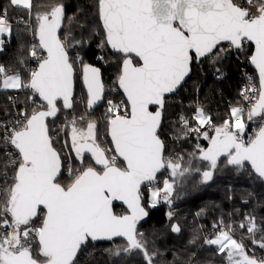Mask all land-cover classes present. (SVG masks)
I'll return each mask as SVG.
<instances>
[{
    "label": "snow or ice",
    "instance_id": "snow-or-ice-1",
    "mask_svg": "<svg viewBox=\"0 0 264 264\" xmlns=\"http://www.w3.org/2000/svg\"><path fill=\"white\" fill-rule=\"evenodd\" d=\"M9 4L26 10L31 7L30 0H9ZM248 4L249 8L235 0H95L102 46L123 57L118 86L126 101L107 102L106 119L115 156L106 155L96 143L95 121L87 123V131L76 127L75 120L71 122V148L76 157L82 161L84 153H91L95 165L101 167L79 170L69 186L59 182L61 157L49 135L46 118L57 115L58 101L63 108H72L75 61L69 49L73 42L83 41L75 40L70 30L63 36L58 34L65 19L62 2L36 16L34 27L29 26L38 38L30 48L36 67L29 68L21 60L28 78L19 72L9 74L0 65V87L29 90L44 102L39 106L42 110L24 111L10 125L0 126L10 158L2 166L3 175L8 177L9 167L14 171L11 186L0 194V264H76L79 251L89 239L114 238L125 240L117 255L139 252L144 264H154L157 253L149 252L138 227L149 215L142 185H153L163 169H169L172 176L188 171L177 160L163 155L158 129L166 94L174 93L182 84L193 61L208 59L215 64L227 51L241 50L251 42L255 52L250 62L258 70L259 88L250 83L240 95L249 105V121L264 117V0H248ZM251 7L256 11H250ZM7 12V8L0 11V51L3 37L12 32ZM222 42L229 48L221 47ZM83 82L91 108L103 99L101 69L83 64ZM195 112L196 128L180 116L183 129L177 131H183L186 138L192 131L201 135L202 125L212 127L214 136L202 133L210 144L197 149L200 159L212 170L218 168L221 157L226 166L244 169L248 165L250 175L264 182V125L245 142L244 108L231 107L230 118L221 126L212 125L202 108ZM7 146L15 152H7ZM119 158L122 167L118 166ZM212 175L211 170L203 171V180H210ZM172 190L167 178L163 189L153 187L149 207H156L161 200L170 203ZM115 201L126 205L123 214L114 212ZM222 223L213 225L217 234L205 238V244L216 246L218 253L227 250L228 264H264V259L249 256L244 242L234 238L232 227L224 230ZM240 228L250 234L254 246L264 249V236L256 238L258 231L264 232V224H257L254 215H246ZM171 231L178 233L180 228L172 225ZM34 244L42 260L35 258Z\"/></svg>",
    "mask_w": 264,
    "mask_h": 264
},
{
    "label": "trees",
    "instance_id": "trees-1",
    "mask_svg": "<svg viewBox=\"0 0 264 264\" xmlns=\"http://www.w3.org/2000/svg\"><path fill=\"white\" fill-rule=\"evenodd\" d=\"M61 2L65 6V19L62 22L59 35L63 36V27L65 23L69 22V18L78 19V23L84 25L83 28H78L84 34H86L90 29L93 30L96 26L99 34H94L90 37L88 43L85 44L83 64H90L99 67L102 71L104 83L111 80L114 69L117 68L119 71V67L121 68L120 61L123 57L121 55L113 54L107 46H102L103 33L99 27V21L96 15L95 0H31V7L27 10L20 7L10 6L9 0H0V11L5 8L8 9L7 17L12 26V32L9 39H4L5 43L3 51H0V65L5 66L8 69L9 74L19 72L22 74L24 79L28 78V71H26L25 67L21 64V60H23L25 64H27V60L30 65L33 63L30 58V48L33 44H36L37 38L34 36L28 25H32L34 27L36 22L35 18L38 14L49 12L52 7ZM235 2L245 8L250 7L245 0H235ZM31 38H33V40H31ZM99 45L102 46V51L97 49ZM221 47L227 49L229 46L222 45ZM241 50H244L247 54H251L252 47L248 44L247 47H244ZM239 52L240 50L238 51L236 49H233V51H227L223 58L215 64L210 62L208 59L199 63L194 62L192 65L191 76L183 87L176 95L169 98L170 102H167L168 98L165 99L166 102L163 110V120L159 131V136L165 147V158L172 154L175 156L173 160H177V162L181 165L184 160L187 162L189 161L186 150L191 145V142L193 141L191 137L194 136L196 132L192 131L191 134L185 138L183 131H177L178 129H183V125L179 122L178 118L180 116H184L189 120V126H195L196 128L197 124L194 120V113L197 108L193 107L196 101V95L198 96V103L200 101L203 111H205L204 109H207L205 114L210 116L211 123L215 126H221L226 120L227 115L230 114L226 106L239 103L238 94L240 67L242 64L240 56L236 58V55ZM113 56H115V58L120 57V61L118 63H116V61L110 62V60L107 62L106 58ZM101 57H103V59H101ZM212 67H214L217 72H214ZM219 73H222L221 77ZM113 83L114 81L112 80L111 84L115 87ZM14 93H17L18 95V105L24 106L25 111L31 113L33 110H42L40 107L36 106V104L40 106L42 103L38 97L33 96L29 90L2 92L0 93V125L11 120L13 106L10 103V98ZM75 107V95L71 110L67 111L64 110L61 105L60 107L58 106L59 113L57 118L48 123L49 135L52 141L54 135L50 130V125L59 122L61 114H71ZM99 108L94 110L92 113L100 111ZM209 127L210 126L201 128V130L208 129ZM177 141L179 144H176ZM206 145L207 144L204 142L203 146L206 147ZM6 160L8 159L5 158L3 153L0 151V192H4L6 188L11 186L12 176L14 175V171L11 167H9L8 170V177L5 178L3 175L2 166ZM192 161L193 160L186 163L188 164L186 167L194 168L195 162L197 161ZM202 162L206 163L204 161ZM182 167L186 168L185 166ZM63 170L64 167L62 169V176ZM161 173L156 177V181L161 180ZM201 173L203 172L201 171L198 175ZM62 176L60 179L63 178ZM209 182L210 180L206 183L204 182V184L208 185ZM230 182L231 180L228 181V183ZM148 186L149 185H145L142 188V194L144 196V206L149 212V215L139 224L138 227L139 231L144 234V239L147 242L149 252L157 253L154 264H187V261L190 258L189 255L192 254H194V263L225 264L226 252L218 253L215 247L205 243L201 244V229L198 228L197 224L194 225V223H191L190 221L185 223L182 222L185 219L182 215L183 211L176 212L175 219L171 220L167 217V209L165 205L160 206L158 203L156 207H149L148 195L150 190H146ZM151 186L155 188L159 187L155 186V182ZM207 188L209 187H206L205 189ZM242 199L243 200H241V198H232L229 201L227 196L222 194L220 200V204H222V206L217 209L215 208L216 212L209 213V217L211 219L207 220L208 225L212 223H219L221 221L226 225L242 222V212L241 210L237 211V207L242 206L249 211V196H245ZM203 202L204 201L201 198H199V200L188 198L187 207L190 209L191 207L200 206ZM263 207L264 205L256 210L255 214L258 213L257 215L254 214L256 216L257 224H264ZM124 211L125 210L119 206L114 207V212L117 214H122ZM173 224H177L180 228V233L178 235H175L171 231V226ZM236 234L247 236L249 247L253 248L257 253L260 252L258 251L261 250L259 246L252 247L250 234L246 232V229L241 230V228L237 225ZM261 236H264V232L258 231L256 233V238L259 239ZM150 238H152V241L148 240ZM119 243L122 244V247L125 245L124 241ZM111 244L112 243L93 244L91 249H86L87 257L82 259L79 264H144L143 257L139 252H133L131 255L121 252L119 255L115 256V249L111 248ZM199 245L202 246V250L194 253L195 249L197 246L199 247ZM84 248L82 247L81 250Z\"/></svg>",
    "mask_w": 264,
    "mask_h": 264
},
{
    "label": "rangeland",
    "instance_id": "rangeland-1",
    "mask_svg": "<svg viewBox=\"0 0 264 264\" xmlns=\"http://www.w3.org/2000/svg\"><path fill=\"white\" fill-rule=\"evenodd\" d=\"M245 2L248 3V0H245ZM255 2L256 0H254V3ZM250 10L252 12L256 11L254 7H251ZM78 22H79L78 19L71 18L69 19L68 23L64 24V27H63V30H64L63 34L70 30L75 40L83 41V43H79V44H76L73 42V46L69 49V55L75 61L74 69L76 72L75 74L76 75L75 76L76 77L75 79L76 107L71 114H68V115L61 114V118L59 122L50 125V130L52 134L54 135L53 137L54 145H55L56 150L60 153L59 155H61L63 167H64L63 176H62L63 178L59 180L62 186H69L76 178L77 172L81 169L85 170L87 167L92 166L96 168L97 170H100V167L95 165V162L91 156L84 154V158L82 161L78 157H76L74 150H72L71 148V127L73 126L71 122L75 120L76 127L81 128L84 131H87V123L89 121H95L96 123V129H95L96 143H98L102 149L106 150V152L110 149L113 150L111 146V142L108 138V121L106 119V114L108 110L107 102L111 100L113 101V103L119 104L122 101H124L120 91L117 88L118 75L121 69L119 67V71L117 68L114 69L112 79L104 83V86L107 91H106V95L103 100L104 102L102 106L99 108L100 111L94 112L91 115L86 113L87 95L82 85V67H83V61H84L83 57H84L85 46H86L85 44L88 43L90 37H92L94 34L96 35L99 33L96 29V26L95 28H93V30L90 29L86 34L82 33L81 30L78 28H83L84 25L79 24ZM97 49L99 51L103 50L101 45H99ZM77 57H79V59H77ZM119 58H115V56H113V57H107L106 60L107 62L110 60V62L116 61V63H118L120 61ZM81 60H82V63H81ZM32 64L30 65L29 61L27 60L26 65L29 68L33 67L34 64L33 65ZM120 64H122V58H121ZM27 75H29L28 72H27ZM112 80L114 81L113 85L116 88L112 86L111 84ZM14 91H18V90H13V89L5 90L2 87H0V93L14 92ZM197 99H198V96L196 95V101ZM196 101L193 107L194 108L201 107L203 109V107L200 104V101L199 103L198 101L197 102ZM36 106L39 107L38 104H36ZM204 110L207 111V109H204ZM205 111L204 113H206ZM206 115L210 117L208 114ZM195 116H196V112L194 113V120L196 124H198V121L195 119ZM246 119L247 117L245 118V122H246ZM207 126L209 125L205 124L200 127L205 128ZM191 128L195 129V126ZM251 128H252V120L249 121V132ZM203 131H207L210 137L214 134L212 127L201 130V135L194 134V136L191 137L193 141L191 142V145L186 150V153L189 157V161L191 160H193L192 162L197 161L195 162V167L194 168L189 167L188 169V167H186L188 164L186 163H188L189 161L187 162L186 160L182 162L181 166H185L186 168L184 169H188V171L185 172L187 174L192 173V172H201V171L203 172L205 170H211L213 172V175H212V178L210 179V182L208 183V185H205L202 179H200V181L196 180L197 185H195L192 188L190 186L188 188L186 187L187 188L186 191L184 188V190L180 194H177V193L173 194V190H172V194L170 196V203L163 202L162 200L159 202L160 206L165 205L167 209L166 214L168 218H169V213H171V220L175 219L176 212L183 211L182 215H183V218L185 219L182 222L185 223V222L190 221L191 223H194V225L197 224L198 228L201 229V238H200L201 244L205 243L204 242L205 238H212L215 236V234H217L218 229L214 228L213 225L214 224L220 225V222L212 223L208 225L207 220L211 219L209 217L210 216L209 213L216 212V209L222 206V204H220L222 194L227 196L229 201L232 198L233 199L241 198V200H243L242 199L243 197L249 196V211L248 209L242 206L237 207V211L241 210L242 212V220H244L245 216L248 214L254 215L256 213V210L262 205H264V182L258 179L254 174L250 175V172H251L250 166L248 167V165H246L244 169H238L236 166H226L224 161H222L220 164H218L217 169L212 170L209 168L208 163H203L200 160L199 158L200 153L197 151V149L198 148L205 149V146H203V143L205 142L207 144L209 141L203 138V135H202ZM176 144H179V142L177 141ZM106 155H109V154H106ZM70 168L72 169L71 172L69 171ZM229 180H231L230 183H228ZM158 182L161 183L163 181L160 180ZM155 186L157 187L158 185L155 184ZM159 186H161V184ZM163 186H164V182H163V185L158 188L160 189ZM206 187H209V188L205 189ZM152 189H153L152 186H148L146 190H150V193H151ZM150 193L148 195L149 200H150ZM0 194H3V192H0ZM162 195H163V192L161 193V196ZM188 198L190 199L194 198V200L196 199L199 200V198H201L204 202L200 206L191 207L189 209L187 207ZM263 210H264V207H263ZM236 215H235V218H236ZM255 219H256V216H255ZM240 224L241 222L237 224L235 223L230 224V226L233 229L232 234L234 238L237 239L238 241L242 240L244 242L247 254L249 256H254L258 260L264 259V249L258 250L260 251L259 253L255 252L253 248L249 247L247 236L236 234V226L238 225L240 227ZM221 226L224 228V230H228L229 225L222 223ZM148 240L152 241V238ZM119 242H122V241H119ZM119 242L116 241L115 243L111 244V248L115 249L114 250L115 256L117 255L116 252L120 249V247H122V244ZM92 245L93 243L89 242L85 246H83V248L84 247L85 248L80 251L77 257V260H76V264H79L82 261V259L87 257L86 249L87 248L91 249ZM251 245L252 247H254V245L252 244V241H251ZM33 247L35 250L34 251L35 258H37L38 260H42L43 257L38 254V245L34 244ZM201 247L202 246L200 245L199 247L197 246L194 253L202 250ZM213 247L217 249L216 246H213ZM189 256L190 258L187 261V264H189V262L190 264H198V263L193 262L194 254L189 255ZM225 264H228L227 255H226Z\"/></svg>",
    "mask_w": 264,
    "mask_h": 264
},
{
    "label": "built area",
    "instance_id": "built-area-1",
    "mask_svg": "<svg viewBox=\"0 0 264 264\" xmlns=\"http://www.w3.org/2000/svg\"><path fill=\"white\" fill-rule=\"evenodd\" d=\"M251 11V10H250ZM30 25H28L29 27ZM31 40H33V38H31ZM36 43H37V38H36ZM248 44L245 45V47H247ZM229 48V47H228ZM227 48V49H228ZM229 51H233V49L229 50ZM239 51V50H238ZM235 53V52H233ZM240 56L241 60H242V64H241V67H240V80H239V94H238V99H239V103L235 104V105H228L226 106V108L229 110L230 112V109L231 107L233 106H240L242 108L245 109V115H244V118L247 117V110L249 108V105L247 102H245L243 100V98L241 97L240 93L242 90H244L250 83L251 85H253L255 88H259V84H258V81L256 79V76H255V73L253 71V68H252V65H251V62H250V57H251V54H247L244 50H240V52L236 55V58ZM33 61V67H36V64H35V61ZM213 68V71L214 72H217L216 69ZM216 74V73H215ZM220 74V77L222 75V73H219ZM249 78H251V80H249ZM178 93V92H177ZM176 93V94H177ZM174 94V95H176ZM173 95V96H174ZM172 97V96H171ZM171 97H168V100L167 102H170V99ZM17 99H18V95L17 93H14L11 97V100H10V103L11 105L13 106V114H12V117H11V120L8 121V122H5V123H2L0 126H3V125H10L11 122L15 121L17 118H18V115L22 112L25 111V107L24 106H20L18 105L17 103ZM167 99V98H166ZM166 102V101H165ZM230 118V114L227 115L226 119H229ZM248 120V119H247ZM249 121V120H248ZM231 123V121H230ZM247 125H249V122H247ZM264 125V117H257L254 121H252V128L250 129V132H252L254 129H256L258 126H262ZM256 126V128H255ZM233 130H235L233 128ZM4 131V128L3 127H0V151L3 153L4 157L7 158V159H10L7 155H6V149H5V145H4V140H3V133ZM248 134L249 132L247 133V131L243 134V138L246 139V137H248ZM246 142L248 141V139L245 140ZM7 152H15V150L11 147V146H7ZM108 153L110 152L109 150L107 151Z\"/></svg>",
    "mask_w": 264,
    "mask_h": 264
},
{
    "label": "water",
    "instance_id": "water-1",
    "mask_svg": "<svg viewBox=\"0 0 264 264\" xmlns=\"http://www.w3.org/2000/svg\"><path fill=\"white\" fill-rule=\"evenodd\" d=\"M60 30H61V29H60ZM58 34H59V33H58ZM37 43H38V38H37ZM248 43L252 46V48H253L252 54H254V52H255V45H254L253 43H251V42H248ZM222 45H227V42H222ZM108 49H109L113 54H115V55H121V54H119V53H115L110 47H108ZM121 56H122V55H121ZM194 62H197V61H193V62H192L191 66H190V73H189V75L185 78V80L182 82V84L177 88V90H176L174 93L166 94L165 99L168 98V97L173 96L174 94H176V93L182 88L183 84H184V83L190 78V76H191V72H192V65H193ZM201 62H202V61H201ZM197 63H199V62H197ZM89 65H90V64H89ZM251 65H252V68H253V70L255 71V73H256V75H257V78H258V81H259L258 70H256V68H255V66H254L253 64H251ZM91 66H94V65H91ZM94 67H97V66H94ZM121 67H122V64H121ZM98 68H99V67H98ZM120 72H121V69H120ZM101 81H102L103 86H104L103 76H102V71H101ZM82 85H83L84 90H85L86 95H87V88H86V85H85L84 82H83V68H82ZM117 88H118V90L120 91V93L122 94L124 101H126V96H125V94L123 93V90L119 88V86H118V81H117ZM106 91H107V90H106V88H105V86H104L103 99L100 100L99 102H97V103H96L94 106H92L91 108L88 107L87 102H86L87 113L91 114L94 110H96L97 108H99V107L101 106V104L103 103L104 97H105V95H106ZM74 95H75V71H74V74H73L72 107H73ZM38 99H39V97H38ZM87 99H88V95H87ZM39 100H40V99H39ZM40 102H41V103H44V102L41 101V100H40ZM59 105H61V106L63 107V103H62V101H58V103H57V107H58ZM164 105H165V104H164ZM152 107H153V110H155L156 106H152ZM63 109L69 111V110H71L72 108H68V109L63 108ZM163 110H164V107H163ZM58 113H59V110H58L57 115H56L55 117H48V118H46V123H47V125H48L49 122H51V121H53V120H55V119L57 118ZM162 120H163V113H162ZM161 125H162V122H161ZM160 128H161V126H160ZM160 128L158 129V132L160 131ZM108 138H109V140H110V142H111V146H112V149H113V151H114V144H113L112 141H111L109 125H108ZM160 139H161V138H160ZM162 142H163V141H162ZM209 144H210V142L207 144V147L209 146ZM163 145H164V144H163ZM207 147H206V148H207ZM206 148H205V149H206ZM164 152H165V147H164V150H163V155H164ZM84 154L91 156V153H87V152H86V153H84ZM114 154L117 155V154L115 153V151H114ZM91 157H92V156H91ZM221 158H223V157H221ZM221 158H220V159H221ZM93 160H94V158H93ZM119 161L122 162V158H119ZM122 163H123V162H122ZM61 165H62V160H61ZM62 169H63V167H61V173H60V175H59V179H60L61 176H62ZM85 170H86V169H85ZM162 171H163V170H161L160 172H158V173H157V176H158ZM144 186H145V185H142V188H143ZM115 206H119V207L123 208L124 210L126 209V205H123L122 202H120V201H115V202L113 203V210H114V207H115ZM173 225H177V224H173ZM173 233H174V232H173ZM179 233H180V232H178V233H174V234H175V235H178ZM114 241H124V242H125V240H124L123 238H114L112 241H109V240H98V241H92L91 239H89L88 242L93 243V244H97V243H107V244H110V243H113ZM88 242H87V243H88ZM84 246H85V245H84ZM82 247H83V246H82ZM79 252H80V251H79ZM78 254H79V253H78ZM77 257H78V256H77ZM76 259H77V258H76Z\"/></svg>",
    "mask_w": 264,
    "mask_h": 264
},
{
    "label": "flooded vegetation",
    "instance_id": "flooded-vegetation-1",
    "mask_svg": "<svg viewBox=\"0 0 264 264\" xmlns=\"http://www.w3.org/2000/svg\"><path fill=\"white\" fill-rule=\"evenodd\" d=\"M243 122L246 124V126H247V128H246V130H245V132L247 131V133L249 132V125H247V122H249L247 119H246V122H245V118H244V120H243ZM261 126H258V128H257V130L260 128ZM233 130V129H232ZM233 131H235V130H233ZM244 132V133H245ZM257 131H256V129H254L252 132H249V134H248V137H246V139H249V137H251V136H254V134L256 133ZM215 135V133L212 135V136H214ZM246 139H244L243 138V140L245 141ZM210 142V140L208 141V143ZM246 142V141H245ZM207 143V144H208ZM206 147H207V145H206ZM205 147V148H206ZM110 152L108 153V152H106V154H109L108 156L109 157H111V156H115V154H114V151L113 150H109ZM165 153V152H164ZM167 159H174L175 158V156L174 155H170V156H168V157H166ZM200 158V157H199ZM93 159V158H92ZM224 157L223 158H221L220 159V161L218 162V164H220L222 161H224ZM201 160V159H200ZM202 161V160H201ZM207 163V162H206ZM97 166H99V165H97ZM118 166H123V163L121 162V161H119L118 160ZM99 167H101V166H99ZM249 167V166H248ZM181 168L182 169H184L182 166H181ZM188 169H189V167H188ZM198 173H200V172H192V173H184L183 175H177V176H172L171 175V172H170V170L169 169H163V171H162V173H161V180L164 182L165 181V179L167 178L168 179V181L170 182V183H172L173 184V194H180L183 190H184V188L186 189V187L188 188L189 186L191 187H194L195 185H197L196 184V180H199L200 181V179H202L203 180V173H201L200 175H198ZM190 175V176H189ZM255 175V174H254ZM198 181V182H199ZM209 181V180H208ZM208 181H206V182H208ZM163 182H161V183H159L158 181H155V184H157L158 186L161 184V186L163 185ZM197 182V183H198ZM203 182H205L204 180H203ZM205 182V183H206ZM149 186H151V185H149ZM161 186H159V187H161ZM163 188V187H162ZM162 188H160V189H162ZM123 214V213H122ZM115 242V241H114Z\"/></svg>",
    "mask_w": 264,
    "mask_h": 264
},
{
    "label": "crops",
    "instance_id": "crops-1",
    "mask_svg": "<svg viewBox=\"0 0 264 264\" xmlns=\"http://www.w3.org/2000/svg\"><path fill=\"white\" fill-rule=\"evenodd\" d=\"M30 5H31V0H30ZM20 8H23V7H20ZM24 9V8H23ZM3 39H9V35H5L4 37H3Z\"/></svg>",
    "mask_w": 264,
    "mask_h": 264
}]
</instances>
